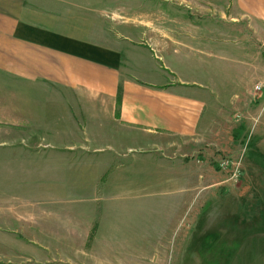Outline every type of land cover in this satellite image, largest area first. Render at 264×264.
I'll list each match as a JSON object with an SVG mask.
<instances>
[{"label": "crops", "instance_id": "obj_1", "mask_svg": "<svg viewBox=\"0 0 264 264\" xmlns=\"http://www.w3.org/2000/svg\"><path fill=\"white\" fill-rule=\"evenodd\" d=\"M191 2L218 16V25L244 23L252 29L250 33L247 29V34L257 35V41L263 38L264 0ZM100 4L101 0H0V74L12 76L23 85L22 90L35 93L46 87L49 94L60 90L85 101L70 103L72 106L104 110L117 125L140 134L132 144L143 150L127 147L115 152L112 159L98 161L75 158L78 170L69 178L83 194L77 199L51 200L59 205L52 209L45 201L40 211L2 215L0 239L5 245L20 244L31 253H50L52 260L61 264H166L164 252L169 250L172 234L166 224L172 214L150 213V189L157 184L163 192L160 188L153 191L165 192L167 197L177 192L178 196L182 182L178 185L171 177L150 180L149 164L142 155L151 154L147 149L186 150L181 143L187 142L193 150L200 149L199 143L223 130L217 127L219 118L215 121V114L218 117L221 112L216 109L214 90L196 81L207 76L210 66L204 59L196 68L201 73L175 74L158 68L154 50L161 52V57L176 48L193 56L202 50L205 53L209 47L205 41L220 42L208 32L216 24H201L207 27L205 31L190 24L195 36L180 33L166 41L169 46H163L146 29L149 22L141 28L113 22L104 30ZM182 22L165 23L180 26ZM226 35L221 42H230V32ZM224 49L229 50L228 45L218 52L219 60L225 56ZM184 65L180 64L181 69ZM216 145L222 149L223 145ZM122 154L126 157L118 162L117 156ZM182 241L183 237L179 251Z\"/></svg>", "mask_w": 264, "mask_h": 264}, {"label": "rangeland", "instance_id": "obj_2", "mask_svg": "<svg viewBox=\"0 0 264 264\" xmlns=\"http://www.w3.org/2000/svg\"><path fill=\"white\" fill-rule=\"evenodd\" d=\"M100 7L104 30L113 22L139 28L149 22L146 29L163 46H169L166 41L180 33L195 36L190 24L198 25L199 31L207 28L200 26L203 23L216 24L208 32L220 42L205 41V45H213L205 53L202 50L193 56L176 48L161 57L154 50L158 68L166 72L201 73L196 70L200 59L210 66L208 77L196 81L214 90L216 109L221 112L218 117L215 114V121L219 118L217 127L223 132L199 143L201 148L196 150L189 142L181 143L186 150H145L151 153L142 155L149 164L150 180L171 177L178 185L182 182L179 195L168 197L155 184L153 188L161 192L150 189L149 211L172 214L166 224L167 232L172 233L169 250L164 252L166 264H264V28H260L263 38L257 41V35L247 34L244 23L218 25V16L191 0H101ZM113 7L116 10L109 11ZM173 20L183 22L180 26L165 23ZM228 32L230 42H221ZM227 45L229 50L224 49L225 56L219 60L218 52ZM182 62L186 65L181 69ZM22 86L12 76L0 74V217L40 211L45 201L52 209L59 205L51 200L77 199L83 193L69 178L78 170L75 158L98 161L112 159L115 152L127 147L143 150L132 144L140 134L120 127L104 110L72 106L70 103L84 100L60 90L49 94L43 87L31 93ZM256 86L260 92H255ZM100 116L102 120H97ZM117 157L123 162L126 155ZM0 263L61 264L50 253H31L20 244L5 245L1 239Z\"/></svg>", "mask_w": 264, "mask_h": 264}, {"label": "built area", "instance_id": "obj_3", "mask_svg": "<svg viewBox=\"0 0 264 264\" xmlns=\"http://www.w3.org/2000/svg\"><path fill=\"white\" fill-rule=\"evenodd\" d=\"M260 90H261L260 86L255 87V92H258V91L260 92Z\"/></svg>", "mask_w": 264, "mask_h": 264}]
</instances>
